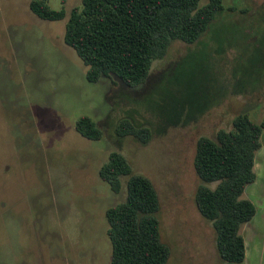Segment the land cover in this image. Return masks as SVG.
<instances>
[{
    "label": "rangeland",
    "instance_id": "obj_1",
    "mask_svg": "<svg viewBox=\"0 0 264 264\" xmlns=\"http://www.w3.org/2000/svg\"><path fill=\"white\" fill-rule=\"evenodd\" d=\"M32 1L0 0V264H110L106 213L126 200L128 181L116 194L100 177L114 152L156 188L169 264H221L213 226L196 207L194 158L201 137L232 130L238 115L264 121V0H223L203 38L173 41L136 88L117 77L87 81L65 43L83 0H49L65 8L60 21L40 19ZM83 117L101 140L77 132ZM124 119L150 129V141L118 136ZM253 230L252 221L241 232Z\"/></svg>",
    "mask_w": 264,
    "mask_h": 264
},
{
    "label": "trees",
    "instance_id": "obj_2",
    "mask_svg": "<svg viewBox=\"0 0 264 264\" xmlns=\"http://www.w3.org/2000/svg\"><path fill=\"white\" fill-rule=\"evenodd\" d=\"M200 1L83 0L81 8L71 11L65 43L88 68V82L117 77L127 87L136 88L147 82L153 64L166 57L173 41L199 42L210 24L226 11L223 0H210L204 7ZM65 3L62 0L63 6ZM30 9L46 21L67 16L64 7L52 10L49 0H33ZM228 11L237 13L235 8ZM76 130L88 140L103 138L102 130L89 117L81 118ZM116 132L143 143L152 136L150 129L127 119L119 123ZM263 133L264 121L256 124L247 114H240L232 130H220L215 139L201 137L197 142L194 170L201 184L195 203L216 233L221 264H246L241 231L254 220L257 208L245 193L258 178L255 166ZM100 177L116 194L121 193V179L128 178L126 200L106 213L110 264H169L172 250L163 241L161 202L152 181L133 174L128 160L118 152L102 166Z\"/></svg>",
    "mask_w": 264,
    "mask_h": 264
},
{
    "label": "crops",
    "instance_id": "obj_3",
    "mask_svg": "<svg viewBox=\"0 0 264 264\" xmlns=\"http://www.w3.org/2000/svg\"><path fill=\"white\" fill-rule=\"evenodd\" d=\"M261 142L262 148L257 154L255 166L258 178L246 190L248 199L257 208L253 234L245 238L248 264H264V133Z\"/></svg>",
    "mask_w": 264,
    "mask_h": 264
}]
</instances>
